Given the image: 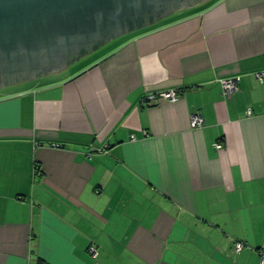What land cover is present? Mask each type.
<instances>
[{
	"label": "crops",
	"instance_id": "crops-1",
	"mask_svg": "<svg viewBox=\"0 0 264 264\" xmlns=\"http://www.w3.org/2000/svg\"><path fill=\"white\" fill-rule=\"evenodd\" d=\"M167 16L1 91L0 264H261L264 0Z\"/></svg>",
	"mask_w": 264,
	"mask_h": 264
},
{
	"label": "water",
	"instance_id": "water-1",
	"mask_svg": "<svg viewBox=\"0 0 264 264\" xmlns=\"http://www.w3.org/2000/svg\"><path fill=\"white\" fill-rule=\"evenodd\" d=\"M175 4L172 0H0V76L22 80L56 72L79 59L81 48L89 53L98 48L91 45L98 40L105 43L150 25L170 14Z\"/></svg>",
	"mask_w": 264,
	"mask_h": 264
},
{
	"label": "built area",
	"instance_id": "built-area-1",
	"mask_svg": "<svg viewBox=\"0 0 264 264\" xmlns=\"http://www.w3.org/2000/svg\"><path fill=\"white\" fill-rule=\"evenodd\" d=\"M256 77L261 81L264 82V70L258 71L256 73ZM239 81L240 77L235 76V77H230V78H224L221 79V86H222V91L223 94L226 97H229L233 92L237 91L239 88ZM178 98V93L176 90L170 89V90H163V91H157V92H151L148 93L145 96V101L148 104L156 103L160 99H166V100H176ZM247 115L252 114V109L248 108L246 110ZM204 123V118L200 113H193L190 118V124L191 127H199ZM215 146L217 148H220L222 145L221 143H216ZM245 246V243L242 241H238L235 243V250L239 252L243 247ZM90 251L93 254H97V249L94 246L90 247ZM260 252V263L264 264V251L259 250Z\"/></svg>",
	"mask_w": 264,
	"mask_h": 264
},
{
	"label": "flooded vegetation",
	"instance_id": "flooded-vegetation-1",
	"mask_svg": "<svg viewBox=\"0 0 264 264\" xmlns=\"http://www.w3.org/2000/svg\"><path fill=\"white\" fill-rule=\"evenodd\" d=\"M192 1H194V0H183L182 2H181V5H182V7H186V6H190V5H188V3H190V2H192ZM172 2L175 4L176 3V0H172ZM181 5H176L175 4V6L173 7L174 8V10H177L178 8V6H181ZM191 5H193V3L191 4ZM182 7H180V8H182ZM173 10V11H174ZM113 39V38H112ZM112 39H110V40H112ZM109 40V41H110ZM109 41H107V42H109ZM104 40L101 42V41H97L96 42V44L94 43H92L91 45H93V46H98V47H100L101 45H103L104 43ZM107 42H105V43H107ZM84 49V50H83ZM83 51V52H82ZM79 58H81L82 56H84V55H86L87 53H85V48L83 47V48H81V50H79ZM48 54V53H47ZM75 60H77L76 58H75ZM74 60V61H75ZM73 61V62H74ZM52 72H55V71H45V72H41V74L40 75H38V76H31V77H28V78H22V80L21 79H19L20 77L19 76H14V77H12V78H7V79H5L4 80V78H3V76H0L1 78H0V87H3V88H5V87H9V86H11V85H16L17 83H20V82H24V81H30V80H33V79H35V78H37V77H40V76H44V75H47V74H49V73H52Z\"/></svg>",
	"mask_w": 264,
	"mask_h": 264
},
{
	"label": "rangeland",
	"instance_id": "rangeland-1",
	"mask_svg": "<svg viewBox=\"0 0 264 264\" xmlns=\"http://www.w3.org/2000/svg\"><path fill=\"white\" fill-rule=\"evenodd\" d=\"M170 16H171V15H170ZM167 17H168V16H167ZM129 33H130V32H129ZM126 34H128V33H126ZM126 34H123V35H121V36H119V37H117V38H114V39L110 40V41L107 42V43H104L103 45H101L100 47L94 49L93 51L89 52V53L86 54V55H88L89 57L92 58V56L94 57V55L96 56V55H98V54H102L103 52H105V51H107V50L113 48L115 45H117V44L119 43V41H120L121 39H123V38H121V37H122V36L124 37V35H126ZM86 55H85V56H86ZM88 56H87V57H88ZM81 59H82V58H81ZM87 61H89V58H85V57H83V59H82L81 61H79L78 59L75 60V61H74V64H73V62H72L70 68H68V69H64L62 72H60V73H61V76L68 75L70 72H72V71L78 69L79 67L84 66V64H85ZM75 62H76V63H75ZM60 70H62V69H60ZM60 70H59V71H60ZM58 75H59V73H58ZM3 89H4L3 87H0V93H1V91H2Z\"/></svg>",
	"mask_w": 264,
	"mask_h": 264
}]
</instances>
